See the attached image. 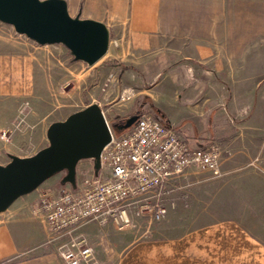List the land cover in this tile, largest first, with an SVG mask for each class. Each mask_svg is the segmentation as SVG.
Returning <instances> with one entry per match:
<instances>
[{
    "label": "crops",
    "instance_id": "obj_1",
    "mask_svg": "<svg viewBox=\"0 0 264 264\" xmlns=\"http://www.w3.org/2000/svg\"><path fill=\"white\" fill-rule=\"evenodd\" d=\"M65 1L70 16L107 27V53L91 66L69 53L54 61L38 51L46 46L24 42L0 23V102L23 100L39 109L42 95L54 91L58 80L69 87L63 90L66 100L95 77L90 87L100 93L85 107L97 104L116 127L145 115L173 126L191 147L220 145L222 176L204 183L211 209L206 208L204 223L181 233L174 251L188 253L193 264L198 249L203 264H264V38L260 30L246 37L243 7L235 16L228 0ZM112 41L117 46L110 49ZM106 71L111 80L101 85ZM52 111L23 135L35 142L30 153L9 158L30 157L48 145L49 125L64 120L45 127ZM255 158L258 165L249 167ZM57 192L49 178L0 212V264H67L60 251L73 238L91 248L92 264L147 262L150 246H134L111 224L52 233L32 209Z\"/></svg>",
    "mask_w": 264,
    "mask_h": 264
},
{
    "label": "built area",
    "instance_id": "obj_2",
    "mask_svg": "<svg viewBox=\"0 0 264 264\" xmlns=\"http://www.w3.org/2000/svg\"><path fill=\"white\" fill-rule=\"evenodd\" d=\"M103 117L110 141L100 153L98 174L85 176L75 190L61 188L55 196H43L33 206L32 212L43 216L52 233L69 234L89 223L111 224L123 231L133 225V209L160 221L166 214L163 196L175 179L191 168L211 178L222 176L224 150L218 144L191 147L173 126L145 115L116 134ZM1 139H8L5 132ZM258 163L255 158L248 166ZM60 256L67 264L93 260L91 248L77 238L62 246Z\"/></svg>",
    "mask_w": 264,
    "mask_h": 264
},
{
    "label": "water",
    "instance_id": "obj_3",
    "mask_svg": "<svg viewBox=\"0 0 264 264\" xmlns=\"http://www.w3.org/2000/svg\"><path fill=\"white\" fill-rule=\"evenodd\" d=\"M0 23L37 45H62L74 61L94 65L109 49V31L98 21L70 16L65 0H0ZM131 116L118 132L131 127ZM48 145L30 157L10 156L0 164V212L19 197L34 191L53 175L64 171L63 182L74 184L76 165L92 160L99 168V156L110 141L102 111L91 104L49 125Z\"/></svg>",
    "mask_w": 264,
    "mask_h": 264
},
{
    "label": "rangeland",
    "instance_id": "obj_4",
    "mask_svg": "<svg viewBox=\"0 0 264 264\" xmlns=\"http://www.w3.org/2000/svg\"><path fill=\"white\" fill-rule=\"evenodd\" d=\"M228 3L230 10L234 12L233 14L235 16L237 15V8L240 10V7H243L247 31L246 37H253L256 35L254 32L260 30V37L264 38V0H228ZM21 38L24 42H33L31 40L28 41L29 39L24 36ZM45 46L38 49V51L41 52L42 57L51 58L54 61L62 59L69 53L62 45ZM114 46L115 44L111 43L110 49L114 48ZM261 46L264 48V44H261ZM250 47L252 48V45ZM107 71L103 73L99 84L101 83L103 85V82L107 84L111 80L108 77ZM59 73L57 71L58 76H60ZM94 80L95 77L86 83V90L78 92L76 90L72 91L66 100L62 97L64 95L63 90L66 91L69 87L65 86L63 88L62 84L66 82H63L61 79L58 80V82L54 83V91L42 95L39 109H35L29 105L28 101L23 100L0 102V163L2 165L8 163L10 161L9 155L12 153L17 152L21 155L30 153L35 142L25 139L26 137L23 135L28 133L29 130H32L31 125H34L33 123L40 119V115L53 110L51 115L43 121L46 127L50 122L63 120L73 111L83 109L93 99L97 100V94L100 93V88L92 90L90 87V84ZM62 105L68 107L65 108ZM32 113H36L38 116ZM105 116L110 128L118 134L119 132L116 130V123L112 115L106 114ZM3 132H5L8 138L7 140L1 139ZM193 172L187 171L175 179L172 185L166 189L167 193L163 196L166 214L162 220L153 221L147 215L137 214L136 210H131L130 215L133 225L123 230V232L127 235V242L129 236L134 246L137 244L150 246L147 255L149 259L142 264H193L188 253H175L176 245L179 244L176 241L181 233L187 232L194 224L199 225L205 222L204 214L206 208L211 209V206L206 207L204 183L216 179L211 178L206 173L196 172L195 170ZM97 174L92 160H82L76 165L75 182L73 185L63 182L65 176L64 171L53 175L50 177V180L55 181L58 190L61 188L75 190L85 176H96ZM160 250H164V252L158 254ZM157 256H159L158 259ZM201 257L203 258V249H198L196 264H203V260H200Z\"/></svg>",
    "mask_w": 264,
    "mask_h": 264
},
{
    "label": "trees",
    "instance_id": "obj_5",
    "mask_svg": "<svg viewBox=\"0 0 264 264\" xmlns=\"http://www.w3.org/2000/svg\"><path fill=\"white\" fill-rule=\"evenodd\" d=\"M70 54V53H69Z\"/></svg>",
    "mask_w": 264,
    "mask_h": 264
}]
</instances>
